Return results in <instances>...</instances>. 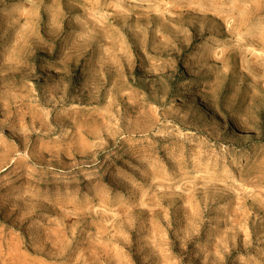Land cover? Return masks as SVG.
Masks as SVG:
<instances>
[{"label": "rangeland", "instance_id": "374dc122", "mask_svg": "<svg viewBox=\"0 0 264 264\" xmlns=\"http://www.w3.org/2000/svg\"><path fill=\"white\" fill-rule=\"evenodd\" d=\"M0 264H264V0H0Z\"/></svg>", "mask_w": 264, "mask_h": 264}]
</instances>
